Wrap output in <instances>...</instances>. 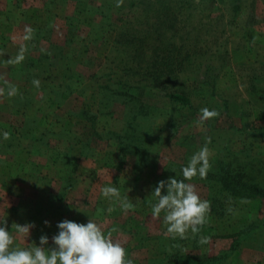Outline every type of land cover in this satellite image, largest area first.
<instances>
[{
  "label": "rangeland",
  "instance_id": "374dc122",
  "mask_svg": "<svg viewBox=\"0 0 264 264\" xmlns=\"http://www.w3.org/2000/svg\"><path fill=\"white\" fill-rule=\"evenodd\" d=\"M38 1L44 0H37L35 5ZM163 1L165 5L147 0L145 3H152L130 7V0H46L41 13L26 15L32 19L31 23L28 20L26 24L19 23L17 14L9 17V21L12 18L17 22L21 37L24 32L23 38L30 44L29 62L24 64L29 66L25 73L30 77V90L27 88L24 94L6 95V90L0 93V100L13 104L14 113L18 114L11 116V120L18 124L22 120L29 122L25 125L29 137L22 136L20 131L10 136L11 147L24 142L30 145L29 156L16 149L13 159L0 158V170H5L2 175H8V169L11 175L8 186L16 185L9 193L20 196V202L12 204L13 195L7 196L0 190V218L5 221L0 226H6L15 235V223L35 225L31 238L17 236L16 243L20 246L27 247L33 241L39 244V237L44 234L51 246L59 221L87 223L92 219L106 234L116 229L111 232L112 238L122 243L135 264H157L158 258L163 257L159 243H168L172 237L165 235L163 213L161 218H155L150 212L148 201L154 200L151 192L157 182L175 175L177 179L183 178L181 166L205 143L210 150L209 169L220 166L218 152L223 144L234 151L242 150L243 155H264V14H252L250 0ZM166 5L172 8L171 17ZM88 7L90 12L86 11ZM118 16L126 20L120 21ZM166 21L167 27L158 25ZM256 23L259 31L254 28ZM113 24H121L124 33L109 31ZM147 30L152 33L151 42L169 47L175 43L174 47L181 49L161 55L185 62L179 77L193 91V99L209 101L194 90L196 84L191 78L203 72L207 62L214 65L210 74L217 73L218 95L207 108L212 107L219 115L203 124L198 122L199 118H191L170 145L162 148L157 163L134 166V156L122 155L121 138L111 133L94 138V130L119 133L121 124L97 110L103 82L90 74L104 71L116 83L121 70L112 69L111 63L104 65L115 50H125L115 59L121 65L142 56L155 57L154 53L140 54L138 50ZM116 37L123 45L117 46ZM200 66L203 68L197 69ZM34 80L39 81L38 86ZM139 92L151 97L149 102L155 105V113L144 118L145 123L166 128L179 116L178 103L163 96L159 88L146 87ZM225 101L229 106H225ZM115 105L116 109L126 111L122 100ZM86 110L97 115L94 122L86 117ZM42 130L49 133L44 136ZM75 136L81 137L79 144ZM244 161L239 155L232 166L240 169ZM254 163L257 169L249 182L258 190L256 196H226V212L222 216L211 209L210 192L203 186L205 177L196 176L190 181L201 198L209 202L206 223L218 233L198 240L199 246L194 249L186 242V248L198 254L195 264L207 255H221L223 264H229L238 251L237 242L230 235L242 229L248 220L253 221L254 231L259 230L264 237V163L260 158ZM107 184L115 185L121 196H129L132 206L125 210L118 200L103 197L101 188ZM4 200L12 204L7 209L2 206ZM45 221L50 223L45 225ZM238 264H264V239L261 244L245 242Z\"/></svg>",
  "mask_w": 264,
  "mask_h": 264
},
{
  "label": "trees",
  "instance_id": "16d2710c",
  "mask_svg": "<svg viewBox=\"0 0 264 264\" xmlns=\"http://www.w3.org/2000/svg\"><path fill=\"white\" fill-rule=\"evenodd\" d=\"M58 1L61 2L62 0ZM87 1L89 0H81V2ZM156 1L158 3L160 2V5H165L163 0ZM145 2H147V0H130L129 6L133 7L139 3L145 5L152 3ZM164 7L169 8L170 6L166 5ZM90 9L88 7L86 8V11L90 12ZM171 9L172 8H169L168 10V12H170V17L172 16ZM120 10L124 12L122 7ZM143 15L150 16V14ZM118 20L122 21L126 19L124 16H118ZM113 25L114 27L111 26L112 28L109 29V31L117 34L124 33L125 29L119 27L121 24ZM158 25L165 28L169 25V21L160 22ZM147 32L148 34L146 37L141 38L138 50H140V54L146 52L154 53L155 57L152 56L148 58L142 56L140 57V60H128L125 65H121L119 62H116L115 59L125 52V50H115L108 56L109 61H106L104 65L108 66V64L111 63L112 65H110V67L112 66V69L116 67L121 70V76L118 77L119 79L116 80V83L114 78L108 77L104 71L99 74L98 72L90 74V77L100 79V81L102 80L103 82L101 84L100 100H98L99 107L97 110L104 112L105 115H110L115 122L119 121L121 124L119 133H116V131L105 132V130H103L104 133H101L99 130H94V138H103L102 136L108 133L121 138L122 141L120 144L122 155L131 154L134 156V166L139 163L144 165L150 162L157 163V158L159 157L162 148L170 145L171 141L180 132L183 124L191 118H199V110L203 107L211 106L212 103H209L210 100H213L218 95L217 73L210 74L215 70L212 63L207 62L203 72L198 73L195 77L191 78L196 84L194 90L197 91L198 95L204 94L209 98V101L207 102L206 100L203 101L196 98L193 99V91L189 90L185 85L186 81L180 80L179 77V72L183 69L185 62L176 58L173 59L162 56L166 51L169 53H177L181 51V49L176 48V46L174 47L173 44L175 43H170L171 47H169V45L158 44L156 41L151 42V30H147ZM116 42L117 46L123 45V41H120L117 37ZM159 56L161 59L158 60L157 57ZM126 60L127 59H124V61ZM201 68L203 67H197V69ZM146 87L159 88L163 96H168L171 100L178 103L180 114L172 119L168 127L157 128L154 127V125L144 122V118L155 113V105L149 102L151 97H145L143 93H138V91L144 90ZM120 96L123 99H120ZM119 100H122V102L125 103L126 111L119 109V107H117V109L115 108V104H118ZM225 106H229L228 101H225ZM210 109H212V107ZM224 110L227 113L230 112L228 109ZM85 113L86 117H89L92 122L97 118V115L94 113L90 114L89 110H86ZM42 131L44 136L49 133L48 130ZM75 138L76 143L79 144L81 142V137L75 136ZM144 138H149V140L144 143L142 141ZM239 155L243 156L245 161L241 164L240 169H237L232 166V163ZM259 158L263 164L264 155H243L242 150L239 152L234 151L225 144L220 147L218 152L220 166L215 167V169H209L205 176L206 182L203 185L208 188L210 192L208 197L211 201V209L217 216H222L226 212L224 205V199H228L226 196L239 198H251L256 196L258 190L254 184L249 182V180L253 177L254 170L257 169L255 166L256 163H254L255 159L258 160ZM124 160L125 158L123 159V162H125ZM241 209H243V207H240V210ZM252 226H255L253 221L250 222V220H248L247 223L242 225V229L230 235L233 237L232 239L237 242L238 251H236L237 255L229 260V264H238V255L241 253L242 246H244L245 242L247 243L248 240L255 244L257 241H260L261 244V240L264 239V237H262V233H259V230L254 231V227ZM217 234L215 227L206 223L201 227V231L197 234L190 233L187 234L185 238L170 237L168 243L167 241H161L159 245L160 253L163 254V257L158 258L160 262L157 264H195L197 261L196 259H199L198 254L188 250L185 246L186 242L192 244L194 249L199 246L198 240L207 236L215 237ZM158 238L159 240L161 239L160 237ZM221 260H224L221 255H207L198 264H223Z\"/></svg>",
  "mask_w": 264,
  "mask_h": 264
},
{
  "label": "clouds",
  "instance_id": "9594fccd",
  "mask_svg": "<svg viewBox=\"0 0 264 264\" xmlns=\"http://www.w3.org/2000/svg\"><path fill=\"white\" fill-rule=\"evenodd\" d=\"M37 86L38 80L33 81ZM15 93L13 88L9 95ZM199 123L203 124L219 113L215 109L203 107L200 110ZM8 139L10 133H0ZM210 150L205 143L181 166L183 179L176 175L167 180H160L151 192L154 200H149L152 217L161 218L165 226V235L173 238L185 236L191 232L197 234L207 222L209 202L201 198L196 185L191 183L194 177L204 178L210 168ZM101 195L108 199H116L122 209L131 207L129 196H121L120 190L113 184L101 188ZM111 210V209H110ZM45 225L50 222L45 221ZM5 224L0 219V225ZM34 223H15V235L6 226H0V264H135L127 254L126 248L118 240L112 238L111 232L105 233L103 227L89 219L87 223L64 219L57 223V233L51 237L44 234L30 246L22 247L16 243L17 236L28 238Z\"/></svg>",
  "mask_w": 264,
  "mask_h": 264
},
{
  "label": "crops",
  "instance_id": "0c3cea01",
  "mask_svg": "<svg viewBox=\"0 0 264 264\" xmlns=\"http://www.w3.org/2000/svg\"><path fill=\"white\" fill-rule=\"evenodd\" d=\"M36 2L37 0H0V93L1 94L6 90V95H9V92L13 88L15 89L14 94H24L31 88L28 84V82L30 81V77L27 75V73H25V69L28 68L29 66L28 65L24 66L25 63L29 62L27 55L30 54V44L28 46V43L25 41V38H23L25 37L23 31H22L23 36L21 37V31L17 26V22L12 18L9 21V17L13 14L16 16L17 14L19 15V19H18L19 23L26 24L27 20L28 23L29 21L31 23L32 19L28 18L27 14L41 13L42 11L41 9L44 6V3H46V0L38 1L37 5H35ZM41 3L43 4L41 5ZM19 4L22 6H20ZM249 6L252 9V14L256 16L259 15L262 16V14H264V10L260 8V7H264V0H250ZM239 7L242 6H237V8ZM258 24L259 23H256L254 28L259 31V27L257 26ZM263 29L260 30L263 31ZM40 43L41 42H39V44ZM22 67L23 69H21ZM27 88L29 89L27 90ZM14 108L15 107L13 104H8L7 102H2L0 100V133H2L3 131H8L10 133V136H12V135H16L20 131V133H22V136H28V134L25 131L26 130L25 125L29 123L28 121L22 120L20 121V124H18V123H14L11 120L13 119V117L11 118V116L15 115L16 117H18V114L14 113L15 111ZM20 127H23V130ZM10 136L8 139H3L0 136L2 138V140L0 139V143H1L0 148L1 147L5 148L4 149L5 151L4 150L2 151L0 149V158L5 157V158L13 159L15 157L16 149H22V151L29 156L28 150L31 149L30 145L25 144L24 142L22 143L21 146L17 145V147H11L12 142L10 141ZM9 145L11 148L7 149ZM8 151L10 152V154H8ZM3 172H5V170L4 171L0 170L1 175ZM7 172L8 175H4V176L2 175V178L0 180V190L5 195L7 193V196L11 197L13 195L12 204H17L18 202H20V198H19L20 196L9 193L14 191L16 185L11 184V186H8L9 181L11 179V175L9 169L7 170ZM12 179L15 181V177H12ZM3 189L7 190L8 192H5ZM2 202H3L2 206L5 209L9 208V206L12 205L5 200ZM31 237L32 234L28 238ZM30 245L31 243L29 242V246Z\"/></svg>",
  "mask_w": 264,
  "mask_h": 264
}]
</instances>
